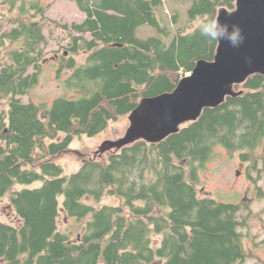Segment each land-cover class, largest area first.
Masks as SVG:
<instances>
[{"label":"trees","instance_id":"obj_1","mask_svg":"<svg viewBox=\"0 0 264 264\" xmlns=\"http://www.w3.org/2000/svg\"><path fill=\"white\" fill-rule=\"evenodd\" d=\"M72 1L86 18L62 25L70 54L61 69L72 71L65 87L80 96L50 105L19 97L39 80L46 7L4 1L19 15L10 29L0 17V99L8 104L0 113V199L9 195L21 223L0 219V264L244 263L240 205L201 196L199 170L217 146L242 151L256 165L264 142L263 74L236 84L241 94L205 108L160 142L97 151L74 173L59 163L75 138L97 136L143 98L173 91L199 60H214L218 40L189 27L199 17L216 20L221 8L234 10L236 0H183L188 16L175 11V29L158 14L166 0ZM144 25L159 35H138ZM79 52L87 53L85 63L71 55ZM30 67L37 71L28 73ZM108 197L118 202L106 203ZM61 210L80 221V238L59 228Z\"/></svg>","mask_w":264,"mask_h":264},{"label":"rangeland","instance_id":"obj_2","mask_svg":"<svg viewBox=\"0 0 264 264\" xmlns=\"http://www.w3.org/2000/svg\"><path fill=\"white\" fill-rule=\"evenodd\" d=\"M0 0V17L3 29L14 26L11 17L19 15L18 10H11L10 4ZM21 1V0H20ZM37 1L46 7V20L44 34L47 38L45 55L40 60V76L38 83L29 89L27 94L19 96L24 103L36 102L50 105L59 96L79 97L65 87V80L72 73L71 70L61 69L63 55L67 51L69 56L70 38L63 29V24L81 23L86 14L72 0H26ZM189 1V6H190ZM188 3L183 0H166L164 7L159 9L167 25L173 29L179 28L173 20L175 11L181 16H188ZM4 18V19H3ZM203 18L199 17L192 22L189 30L198 26ZM138 35L147 37L159 35L156 29L144 25L139 27ZM91 38L90 34L86 35ZM73 55L78 63H85L87 53L79 52ZM37 69L30 67L28 73H35ZM8 108L7 100L0 99V113ZM130 120L125 117L121 120L112 121L109 126L95 137L86 135L75 138L71 145V152L59 160L66 173H74L81 167V158L96 155L106 140H118L125 136L130 127ZM242 151H230L224 146H217L212 158L199 170L200 183L198 189L201 196L213 197L221 202H236L240 205L238 211V230L243 235V243L247 250V257L242 264H264V142L255 150L256 165L253 166L249 159L242 157ZM41 181H37L29 187H38ZM28 187L17 184L16 188ZM93 202L92 199H89ZM106 203H117L116 197H108ZM0 219L12 224H20L21 221L12 207L9 195L0 199ZM80 221L68 216L61 210L59 228L71 234L74 239L80 238L84 231Z\"/></svg>","mask_w":264,"mask_h":264},{"label":"water","instance_id":"obj_3","mask_svg":"<svg viewBox=\"0 0 264 264\" xmlns=\"http://www.w3.org/2000/svg\"><path fill=\"white\" fill-rule=\"evenodd\" d=\"M216 21L238 25L245 37L238 48L218 40L214 60H199L173 91L143 98L129 114L130 127L124 137L106 140L99 151L119 150L144 139L160 142L181 126L196 121L205 108H214L236 96L235 85L249 76L264 75V0H236L234 10L221 8Z\"/></svg>","mask_w":264,"mask_h":264},{"label":"clouds","instance_id":"obj_4","mask_svg":"<svg viewBox=\"0 0 264 264\" xmlns=\"http://www.w3.org/2000/svg\"><path fill=\"white\" fill-rule=\"evenodd\" d=\"M199 34L209 40L226 41L231 47L238 48L244 43L245 37L238 25L218 23L216 20L203 21L199 24Z\"/></svg>","mask_w":264,"mask_h":264}]
</instances>
